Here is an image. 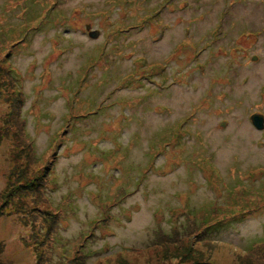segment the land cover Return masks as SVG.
<instances>
[{"label":"rangeland","instance_id":"obj_1","mask_svg":"<svg viewBox=\"0 0 264 264\" xmlns=\"http://www.w3.org/2000/svg\"><path fill=\"white\" fill-rule=\"evenodd\" d=\"M53 1L58 18L48 0H0V247L28 264H264V130L249 121L264 48L235 26L263 27L264 0L225 15V0H183L153 24L159 0ZM179 19L228 34L182 49Z\"/></svg>","mask_w":264,"mask_h":264},{"label":"water","instance_id":"obj_2","mask_svg":"<svg viewBox=\"0 0 264 264\" xmlns=\"http://www.w3.org/2000/svg\"><path fill=\"white\" fill-rule=\"evenodd\" d=\"M90 36L94 37L95 35L90 34ZM262 119L263 118L261 116L252 117V121L254 125L259 129L263 127ZM0 264H28V263L18 258L14 254L10 253L9 251L5 250L4 248L0 247Z\"/></svg>","mask_w":264,"mask_h":264},{"label":"trees","instance_id":"obj_3","mask_svg":"<svg viewBox=\"0 0 264 264\" xmlns=\"http://www.w3.org/2000/svg\"><path fill=\"white\" fill-rule=\"evenodd\" d=\"M34 15H33V13H31V15H30V17H33ZM34 23V21H32V20H30V19H28L27 20V24H33ZM11 72L13 71L12 69H9ZM9 72V71H8ZM10 73V72H9ZM11 74V73H10ZM9 84H10V86H11V88H13V93H12V96L15 98V99H17V102H18V95H16V92H15V89H14V87H13V85H12V79H11V82H9ZM18 92V91H17ZM22 120V119H21ZM51 170H52V167H50V169H49V172H51ZM9 181L11 182V180L9 179ZM54 185V184H53ZM55 186V188H56V185H54ZM248 189L250 188V185L248 184V187H247ZM249 202V201H248ZM205 217H208V214H206V216ZM206 220V219H205ZM211 221H209V223L208 224H206V222H204V224L205 225H211V223H210ZM216 226V225H215ZM210 227V226H209ZM57 246V245H56Z\"/></svg>","mask_w":264,"mask_h":264}]
</instances>
